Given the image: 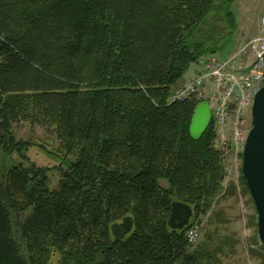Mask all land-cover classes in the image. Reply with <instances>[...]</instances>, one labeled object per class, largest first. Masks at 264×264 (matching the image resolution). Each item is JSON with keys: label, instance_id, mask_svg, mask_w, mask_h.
Here are the masks:
<instances>
[{"label": "trees", "instance_id": "1", "mask_svg": "<svg viewBox=\"0 0 264 264\" xmlns=\"http://www.w3.org/2000/svg\"><path fill=\"white\" fill-rule=\"evenodd\" d=\"M235 3L0 0V156L21 157L0 173V264L195 262L188 232L225 191L226 158L214 121L193 139L198 103L170 94L200 58L227 55ZM23 123L56 134L60 154L38 147L61 159L57 188ZM174 201L194 209L183 229Z\"/></svg>", "mask_w": 264, "mask_h": 264}, {"label": "rangeland", "instance_id": "2", "mask_svg": "<svg viewBox=\"0 0 264 264\" xmlns=\"http://www.w3.org/2000/svg\"><path fill=\"white\" fill-rule=\"evenodd\" d=\"M233 8L238 15V26L227 48V54L235 53L245 45L256 53V45L260 40L254 43L251 41L264 36V0H236ZM199 70L200 67L193 63L183 80L187 81ZM243 116L242 127L247 131L251 127L252 116L249 112ZM235 129L234 123L230 122L226 125L224 135L229 137L235 134ZM14 131L18 139L34 144L27 150L28 156L38 165L50 168V186L52 189L57 188L61 176V159L48 156L38 147L39 144L45 145L48 151L60 154V143L56 134L52 130L32 127L27 123L17 125ZM218 147L221 148V144ZM224 152L227 171L225 191L215 200L211 210L200 217V223L195 225L198 227V239L191 247L196 256L192 264H264V247L259 239L257 210L251 194L243 191L240 181L242 159L228 150ZM20 160L17 153L1 155L0 173ZM233 186L236 189L232 190ZM50 264H59L58 256L55 255Z\"/></svg>", "mask_w": 264, "mask_h": 264}, {"label": "built area", "instance_id": "3", "mask_svg": "<svg viewBox=\"0 0 264 264\" xmlns=\"http://www.w3.org/2000/svg\"><path fill=\"white\" fill-rule=\"evenodd\" d=\"M256 53L245 45L226 56L208 55L196 63L200 70L187 81L174 87L170 101L194 99L197 103L208 100L217 133V144L242 159L249 129H243V115L251 114L255 94L264 83V36L251 41ZM251 49V50H250ZM233 122L235 134L225 136L226 125ZM221 137V138H220ZM191 243L198 239V227L188 232Z\"/></svg>", "mask_w": 264, "mask_h": 264}, {"label": "water", "instance_id": "4", "mask_svg": "<svg viewBox=\"0 0 264 264\" xmlns=\"http://www.w3.org/2000/svg\"><path fill=\"white\" fill-rule=\"evenodd\" d=\"M251 128L243 150L242 170L250 194L254 201L259 239L264 244V83L254 97ZM212 109L208 100L201 101L193 114L190 134L199 140L212 122ZM194 214L191 205L182 201L172 203L169 225L173 229L186 227ZM133 218L125 217L121 223L114 224L112 230L117 238H124L133 228Z\"/></svg>", "mask_w": 264, "mask_h": 264}, {"label": "flooded vegetation", "instance_id": "5", "mask_svg": "<svg viewBox=\"0 0 264 264\" xmlns=\"http://www.w3.org/2000/svg\"><path fill=\"white\" fill-rule=\"evenodd\" d=\"M121 223V222H120Z\"/></svg>", "mask_w": 264, "mask_h": 264}]
</instances>
